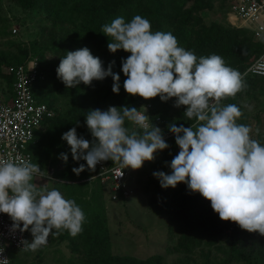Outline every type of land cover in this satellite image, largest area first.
<instances>
[{
	"label": "trees",
	"instance_id": "16d2710c",
	"mask_svg": "<svg viewBox=\"0 0 264 264\" xmlns=\"http://www.w3.org/2000/svg\"><path fill=\"white\" fill-rule=\"evenodd\" d=\"M23 10L31 11L38 21L45 26L38 39L33 40L28 47H15L13 53H0V85L11 89L13 78L6 74L3 68L11 65H23L30 58L37 62V78L32 86L34 98L45 103L55 111L54 117L42 124V129L35 133L36 143L29 149L32 153V163L45 166L50 163L52 177L55 180L53 189L59 190L65 199L74 200L82 209L85 221L82 232L72 237L67 230L59 236L50 235L52 244H65L70 256L59 258V264H166L164 256L154 254L145 259H137L129 255L113 253L108 217L104 206V196L110 189L109 181L101 182L99 178L91 179L97 169H87L77 175L74 167L85 164L86 161H75L72 158L70 146L62 139L64 133L75 127L78 136L89 141L92 136L86 126L87 112L94 109L106 111L110 106L136 107L147 109L149 124L161 128L169 148L158 151L153 161H146L151 174L154 172L171 173V160L179 153L175 142V134L169 130V125L175 123L178 127H191L195 121L184 117V107L175 108L173 100L161 101L159 97L145 100L140 96L126 93L123 83L126 77L122 72V60L130 53L118 50L116 58L99 57V52L107 48L109 37L102 28L117 17H123L125 22L140 15L151 22L153 32H171L178 40V46L194 51L197 57L216 54L221 56L226 65L245 73L251 62L264 53V41L256 40L252 33L244 28L231 26L221 22L206 24L201 16L203 11H212L215 3L225 4L231 0H9ZM228 10L226 9L225 15ZM87 47L92 54L99 57L107 70L109 64L115 61L113 72L118 73L120 91L114 93L113 78L106 77L102 81H93L91 86L81 83L74 88H67L57 76V68L61 57L67 51ZM246 87L235 97L221 101L222 106L237 105L242 115L238 124L250 126L252 139L264 145V109L251 117L243 110V101L247 98L256 99L258 93L264 96V76L245 75L242 77ZM55 97L64 100V106L58 110ZM149 103V104H145ZM142 107V108H141ZM129 130L134 126L125 122ZM253 126V128H252ZM253 129V130H252ZM61 153L68 155L65 163ZM51 157L52 161L48 159ZM48 160V161H47ZM109 167L114 166L111 160ZM62 181V182H61ZM158 211L167 220L169 240L175 239V244L168 253L184 256L178 264H190V256L202 248L211 249L224 241L227 250L222 252L225 259L221 263L209 259V254L202 253V264H264V243L248 242L251 233L242 230L233 222L222 221L212 208L211 203L199 193H191L186 184L179 183L175 188L161 190ZM29 234V231H27ZM31 233V232H30ZM245 235V239H241ZM32 240L29 234L28 241ZM44 247V246H43ZM43 247L38 250L39 263ZM256 248V252L252 251ZM26 255L29 251L14 252ZM255 253V254H254ZM252 255V257H250ZM9 264H25L21 259L10 255Z\"/></svg>",
	"mask_w": 264,
	"mask_h": 264
},
{
	"label": "clouds",
	"instance_id": "9594fccd",
	"mask_svg": "<svg viewBox=\"0 0 264 264\" xmlns=\"http://www.w3.org/2000/svg\"><path fill=\"white\" fill-rule=\"evenodd\" d=\"M151 28L148 19L136 15L127 23L117 17L101 32L109 37L111 53H130L122 60L126 93L145 100L159 97L163 102L175 98L174 106L184 107V117L195 121L191 127L168 126L180 151L168 165L170 174L153 175L165 189L186 184L191 193L210 201L222 221L264 237V145L251 138L250 126L237 123L242 115L237 105H221L246 87L240 72L219 55L197 57L178 46L171 32ZM114 64L105 70L102 60L83 47L67 51L56 71L69 89L111 76L112 90L118 94L121 77L113 72ZM87 113L91 141L78 136L75 127L62 136L72 158L86 161L72 169L77 175L86 167L95 171L99 163L109 160L119 169L139 170L158 151L169 148L161 128L150 125L149 116L136 107L110 106ZM126 121L134 125L133 130L125 126ZM60 158L68 161L66 153ZM39 171L31 162L0 160V213L11 218L13 231L31 232L32 240L22 241L24 251L39 250L50 235L59 236L63 230L76 237L85 221L82 209L59 190H37L32 181ZM7 261L0 258V264Z\"/></svg>",
	"mask_w": 264,
	"mask_h": 264
},
{
	"label": "rangeland",
	"instance_id": "374dc122",
	"mask_svg": "<svg viewBox=\"0 0 264 264\" xmlns=\"http://www.w3.org/2000/svg\"><path fill=\"white\" fill-rule=\"evenodd\" d=\"M233 1H228L223 5L216 2L212 11H203L201 16L205 23L221 22L226 24L228 22L227 24L231 26H240L238 19L236 20L235 18L232 21L234 23L231 24L230 6H232ZM226 9L228 10L227 15H225ZM44 26L45 24L40 23L33 12L23 10L9 0H0V53H13L15 51L14 46L20 48L23 46L28 47L33 40L38 39ZM13 30L15 33H13ZM116 55L108 49L99 52L100 58L102 56L116 58ZM255 98L245 99L243 101V110L251 117L258 113L263 116L260 110L264 109V96L257 93ZM54 101L56 108L61 110L65 104L64 100L55 97ZM174 104L175 99L173 100ZM140 111L147 114L146 108H142ZM262 128L264 130V125ZM254 134L251 133V135ZM48 160L51 162V157ZM50 166V163L43 167L39 165V172L42 176L36 177L39 180L34 181L39 191L52 190L55 185L53 180L44 179L45 175L50 174L52 170ZM126 170L128 174L126 181L127 195L121 199H113L110 187L104 196V206L108 217L113 253L129 255L137 259H145L148 256L160 254L164 256L166 264H178L184 259V256L171 254L166 251L174 246L175 239L169 240L167 220L164 214L158 211L157 207L161 190L166 189L161 187L159 179L151 174L145 164L139 170ZM29 234L31 235L30 231ZM244 236L243 234L241 239H245L246 237L244 238ZM248 237L250 238L247 243H264V237L258 233H251ZM226 250L227 245L224 241L211 249H199L189 257V263L202 264V253L209 254L211 261L221 263L225 259L222 252ZM257 250L254 248L252 251L256 252ZM37 254L38 250L35 252L29 251L26 255L15 254L10 251L9 255L21 259L25 264H59L57 262L59 258L67 259L70 256L65 244L56 246L51 243L49 238L47 245L43 247L40 263ZM231 264L244 263L232 262Z\"/></svg>",
	"mask_w": 264,
	"mask_h": 264
},
{
	"label": "built area",
	"instance_id": "2783aa9c",
	"mask_svg": "<svg viewBox=\"0 0 264 264\" xmlns=\"http://www.w3.org/2000/svg\"><path fill=\"white\" fill-rule=\"evenodd\" d=\"M230 11V18L238 19L240 23L238 28L247 29L256 40L264 41V0H234ZM5 72L11 75L13 82L10 90L0 85V160L32 163L29 147L36 143L35 133L42 129L45 120L54 117L55 111L45 103L38 102L32 94L38 74L35 58H30L23 65L8 66ZM245 75L264 76V53L251 62L242 77ZM96 169L91 179L109 181L113 199L127 195L126 169H119L117 165L109 167L107 161L99 163ZM40 176V172L34 175ZM44 179L60 182L53 179L52 171ZM12 225L11 218L0 213V258H7V264L10 263L8 249L24 251L22 241L29 238L28 232L13 231Z\"/></svg>",
	"mask_w": 264,
	"mask_h": 264
},
{
	"label": "crops",
	"instance_id": "0c3cea01",
	"mask_svg": "<svg viewBox=\"0 0 264 264\" xmlns=\"http://www.w3.org/2000/svg\"><path fill=\"white\" fill-rule=\"evenodd\" d=\"M233 19H234V18H230V20H231V24L234 23V22H232ZM230 20H229V21H230ZM227 23H228V22H227ZM232 26H233V25H232ZM35 180H39V179L36 178V177H33V181H32V182H33L34 184L36 183V182H34ZM35 186H36V184H35Z\"/></svg>",
	"mask_w": 264,
	"mask_h": 264
}]
</instances>
